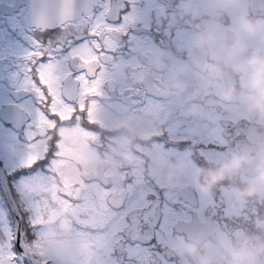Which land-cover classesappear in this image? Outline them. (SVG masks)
<instances>
[{"label":"flooded vegetation","instance_id":"1","mask_svg":"<svg viewBox=\"0 0 264 264\" xmlns=\"http://www.w3.org/2000/svg\"><path fill=\"white\" fill-rule=\"evenodd\" d=\"M33 9L32 0H0V167L10 187L29 171L23 161L40 111L23 88L29 55L42 48L68 68L96 21L106 19L120 31L111 34L103 95L89 112L95 130L85 132L79 123L60 128L55 166L68 186L103 184L118 196V227L97 264H201L183 251L187 246L223 264L222 241L245 235L264 241V197L238 199L264 155V117L242 91L231 101L222 98L202 70L207 56L195 46L211 27L230 46L240 16L264 21V0H236L227 12L215 0H97L56 24L33 23ZM222 83L239 87L228 78ZM4 111L15 120L6 121ZM69 115L70 109L61 113ZM242 154L252 162L207 183Z\"/></svg>","mask_w":264,"mask_h":264},{"label":"snow or ice","instance_id":"2","mask_svg":"<svg viewBox=\"0 0 264 264\" xmlns=\"http://www.w3.org/2000/svg\"><path fill=\"white\" fill-rule=\"evenodd\" d=\"M61 11L67 23L73 0H63ZM119 31L106 19L96 21L90 40L73 52L68 68L42 48L29 55L23 88L35 95L40 111L35 143L23 161L29 171L18 188L0 193V264H97L118 227L115 193L103 184L68 186L55 166L61 155L60 128L79 123L85 132L95 130L89 112L103 95L100 74L111 34ZM66 109L71 115L62 119Z\"/></svg>","mask_w":264,"mask_h":264},{"label":"clouds","instance_id":"3","mask_svg":"<svg viewBox=\"0 0 264 264\" xmlns=\"http://www.w3.org/2000/svg\"><path fill=\"white\" fill-rule=\"evenodd\" d=\"M215 2L222 12H227L236 0ZM252 41L257 42L255 47L251 46ZM195 46L207 56L202 70L208 81L221 89L222 98L231 101L242 91L250 109L264 117V21L242 15L230 46L224 47L223 36L216 27L205 30ZM225 78L238 82L239 87L225 88L222 83ZM252 159L249 154H242L226 162L208 178L207 183L211 186L221 182L227 175L239 172ZM258 197H264V155L260 157L254 180L238 193L241 201ZM221 249L223 264H256L257 259L264 256V241L245 235L235 242L231 239L222 241ZM183 251L200 257L201 264H211L210 259L192 246L185 247Z\"/></svg>","mask_w":264,"mask_h":264},{"label":"water","instance_id":"4","mask_svg":"<svg viewBox=\"0 0 264 264\" xmlns=\"http://www.w3.org/2000/svg\"><path fill=\"white\" fill-rule=\"evenodd\" d=\"M34 9L32 10V14H34V20L33 23H60L64 20L62 11H61V5L63 3V0H32ZM97 0H73L74 4V12L73 16H76L80 12L79 7L80 6H92L95 4ZM48 16H50V19H48ZM39 18V19H38ZM46 23V24H47ZM2 117L7 120H15V118L12 119V117L8 116L7 111L3 112ZM0 186L3 190V192H8L10 189L8 180L3 172V170L0 167Z\"/></svg>","mask_w":264,"mask_h":264},{"label":"rangeland","instance_id":"5","mask_svg":"<svg viewBox=\"0 0 264 264\" xmlns=\"http://www.w3.org/2000/svg\"><path fill=\"white\" fill-rule=\"evenodd\" d=\"M16 164H17V166L21 165V164H22V159L16 160ZM13 168H16V167H13ZM21 180H22V179L17 180V181H15V182L11 183V184H12V188H14V189H15V188H18L19 185H20Z\"/></svg>","mask_w":264,"mask_h":264}]
</instances>
